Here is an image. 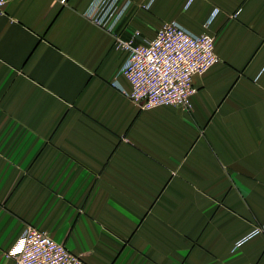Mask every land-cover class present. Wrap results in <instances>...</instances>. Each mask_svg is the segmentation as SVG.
Returning a JSON list of instances; mask_svg holds the SVG:
<instances>
[{
	"label": "crops",
	"instance_id": "crops-1",
	"mask_svg": "<svg viewBox=\"0 0 264 264\" xmlns=\"http://www.w3.org/2000/svg\"><path fill=\"white\" fill-rule=\"evenodd\" d=\"M91 1L0 15V264L28 225L87 264H264V0H131L118 37L176 20L219 57L189 108L152 109Z\"/></svg>",
	"mask_w": 264,
	"mask_h": 264
},
{
	"label": "built area",
	"instance_id": "built-area-1",
	"mask_svg": "<svg viewBox=\"0 0 264 264\" xmlns=\"http://www.w3.org/2000/svg\"><path fill=\"white\" fill-rule=\"evenodd\" d=\"M8 0H0V15ZM131 0H92L84 16L93 24L113 34L116 43L126 52V58L115 74L125 77L129 88L122 92L142 109L163 105L189 108L197 91L194 77L205 73L219 61L212 34H193L178 21H166L153 38L137 43L117 36V27L126 15ZM148 7L147 4L144 5ZM264 231L256 227L250 236ZM243 239L238 241V247ZM13 264H87L64 243L54 240L46 231L28 225L5 252Z\"/></svg>",
	"mask_w": 264,
	"mask_h": 264
}]
</instances>
